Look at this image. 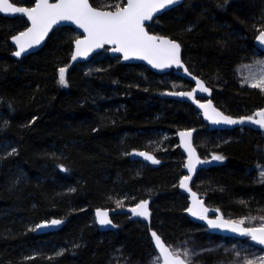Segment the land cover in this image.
Returning a JSON list of instances; mask_svg holds the SVG:
<instances>
[{
  "label": "trees",
  "instance_id": "16d2710c",
  "mask_svg": "<svg viewBox=\"0 0 264 264\" xmlns=\"http://www.w3.org/2000/svg\"><path fill=\"white\" fill-rule=\"evenodd\" d=\"M90 2L108 10L126 3ZM27 27L23 17L0 16V264L137 261L154 248L152 230L170 248L202 233L205 228L186 215L188 197L179 188L185 175L176 137L181 129H196L202 159L223 157L191 183L205 204L226 216L264 214L257 172L264 133L210 130L193 105L169 98L192 87L177 70L157 74L125 64L107 47L69 68L79 36L69 26L54 30L40 51L17 59L10 40ZM147 29L180 43L189 72L204 80L222 112L241 117L264 109V93L241 85L236 71L259 52L264 0H185ZM60 68H66V86L59 83ZM162 134L171 136L163 145ZM134 150L151 152L162 164L134 161ZM142 201L150 202V217L135 220L129 209ZM97 208L113 210L115 230L98 229ZM52 219L66 222L35 233Z\"/></svg>",
  "mask_w": 264,
  "mask_h": 264
},
{
  "label": "snow or ice",
  "instance_id": "6c2138e0",
  "mask_svg": "<svg viewBox=\"0 0 264 264\" xmlns=\"http://www.w3.org/2000/svg\"><path fill=\"white\" fill-rule=\"evenodd\" d=\"M177 2L178 0H127L124 7L116 4L114 11H102L91 7L89 0H56L54 3H50L49 0H35L33 7L16 6L10 0H0V13L23 14L31 22V27L13 37V41L18 48L13 54L17 57H20L28 49L39 45L53 25L61 21H70L87 33L85 39L76 40L73 60H76L77 57H86L93 49L102 48L105 44H109L114 45L112 51L123 53L125 60L132 58L146 60L154 68H166L173 64L177 67H183L180 60V45L166 38L149 35L144 27V22L151 20L154 13ZM258 39L264 44V31L260 33ZM65 72L66 68L59 69V83L66 86ZM197 85L200 91H209L200 81H197ZM250 86L264 91V75L260 77L258 82H253ZM179 95L193 97L191 92L179 93ZM199 107L205 110V118L213 123L236 124L244 122L243 118L234 120L223 116L212 107L211 102L199 104ZM255 115L259 119L253 117L247 119L264 128V111H259ZM180 137L189 153L187 168L191 173L195 170L197 163L206 161L193 159L195 153L190 141L191 132H181ZM138 155L144 156L145 159L154 164L159 163L158 160L146 153H138ZM212 158L214 160L223 159L220 156H213ZM262 176H264V173H262ZM190 179V176H185L180 182V187L188 190ZM117 206H120V202ZM129 211L135 216L147 218L149 215L147 201L139 203ZM207 211L208 209L203 207V202L196 198L195 193H192V207L188 208V212L192 216L207 220L211 228H224L248 236L256 244L264 245V224L260 227L246 228L244 227V219L224 220L222 217L208 219ZM96 216L100 225L111 223L106 211L98 210ZM59 223H61L59 220L51 221L53 225ZM44 226L46 225H39L38 227ZM152 236L155 247L159 250L160 257L163 258V264H191L189 251L185 250L183 253L171 251L155 232L152 233ZM258 261L259 264H264V257H259ZM153 264H156V262L154 261ZM244 264H257V261L245 260Z\"/></svg>",
  "mask_w": 264,
  "mask_h": 264
},
{
  "label": "water",
  "instance_id": "95a60500",
  "mask_svg": "<svg viewBox=\"0 0 264 264\" xmlns=\"http://www.w3.org/2000/svg\"><path fill=\"white\" fill-rule=\"evenodd\" d=\"M184 1L185 0H178L177 3L172 4V5H169V6H166L165 8H163V9L159 10L158 12L154 13V15H153V17H152L151 20H147V21L144 22L145 31L148 32L149 35H153V36H157V37H161V38H166V39L171 40V41H174V42H176V43H178L180 45V43L178 41H176L174 39H171L170 37L160 36V35H155V34L150 33L148 31V29H147V26L150 25L154 19L160 17L162 14H164V13L172 10L173 8H176V7L180 6ZM10 2H12V1L10 0ZM49 2L50 3H54V2H56V0H49ZM125 2H127V0H125ZM89 4H90L91 7H93L94 9H97V10L114 11V10L96 8V7H94L91 4L90 0H89ZM14 5H16V4H14ZM34 5H35V0H34L33 6ZM16 6H20V5H16ZM22 6L23 7H28V6H24V5H22ZM33 6H30V7H33ZM0 16L8 17V18L23 17L26 20V22L28 24V27H31V22L28 21L27 17L24 16L23 14L0 13ZM65 26L72 27L75 31L78 32V34L80 36L77 39H85V37L87 36V33H85L83 31V29L77 27L74 23H72L70 21H61L60 23H58L56 25H53V27L51 28V30L48 32V34L45 36V38L41 41V43L39 45H36V46L28 49L20 57H17L15 55L14 56L17 59H21V58H23V57H25L27 55H30L32 53H36V52L40 51L44 47V45H45V43H46L47 38L49 37V35L54 30L59 29V28H62V27H65ZM27 28L24 31H26ZM260 33L257 35V37L255 39V46H256V48L258 49L259 52H261L262 54H264V44H262L260 42V40L258 39V37L260 36ZM17 35H19V33ZM17 35H15V36H17ZM75 42H74L73 54L75 53V50H76V43ZM10 43L14 47L15 51H17L18 48H17V45L13 41V37L11 38ZM104 47H108L109 48V53H110L111 56H113V57H119L121 59L122 63H125V64H143V65L147 66L151 71H153V72H155L157 74L166 73L169 70H173V69L179 71L180 72V76L183 79L189 81L193 85V87L190 90L171 91L170 93H174V94H169V98L170 99L177 100V101H180V102H186V103H189V104L193 105L195 107L196 111L202 117L204 123L209 127L210 130H221V129L232 130V129H235V128L247 127V128H253V129H256V130H259V131L264 132V128L260 127L258 124L252 123L250 120L247 119L249 116H241V117L229 116V115L225 114L224 112H222L219 108H217L215 106V104H214V102H213V100L211 98V96H212V90L206 85V83L204 82V80L200 76L194 75V74L190 73L189 70H188V68H187V66L183 62V60H182V46L181 45H180V60H181V63L183 64V67H177L175 64H173L170 67H166V68H154L146 60H140V59H136V58H132V59L125 60L124 57H123V53L112 51V48L114 47V45L105 44L102 48L93 49L91 52H89V54L86 57H77L76 60H73L71 58V62L69 64V68H71L72 66H74L76 64L90 61L91 58L94 55L101 53L103 51ZM73 54H72V56H73ZM197 81H200L204 85V87L207 88L209 91L208 92H202V91H200L199 88H198V85H197ZM189 92L193 93V97L192 98H189L187 95H179V93H189ZM209 102H211L212 107L214 109H216L217 112L221 113L223 116L230 117V118H232L234 120H240V119L243 118L244 122L243 123H236V124H225V123L216 124V123H213L211 120L205 118V115H204L205 110L203 108L199 107V104H208ZM259 111H264V109H260V110L256 111V113L259 112ZM253 118L254 119H259V117L256 116V115ZM181 132H191L190 141H191V146L194 149V153H195L193 159L194 160L195 159H199L200 161H206V162H202V163H197L195 165V170L193 172H191V173L188 171V168H187V164H188V160H189V153L185 149V147H184V145L182 143V140H181V137H180V133ZM195 134H196V129H181L176 134L177 140L179 142L180 151H181V153L185 157V164H184V169H183L184 174H185L184 177L185 176H190L191 177V179L188 181V190L180 187V182H181V180L184 177L180 180V182H179L180 191H181L182 194H184L185 196L188 197V203H189L188 204V208L192 207V193H195L196 194V198L199 201H202L203 202V207H205V208L208 209V211L206 213L208 219H216L217 217H222L224 220H228L226 218V216L223 214L222 211H220L219 209H217L215 207H209V206H207L205 204L204 199L202 198V196L200 194L196 193L191 188V183L193 182V180L195 179L196 175L198 174V172L200 170L207 169L210 166H216V165L219 164V160H214L213 158L204 160V159H202L199 156L198 151H197V149H196V147L194 145V136H195ZM138 153H146L148 155H151L155 160H158L159 163L154 164L150 160L145 159L144 156L138 155ZM130 158L132 160H134V161H139V162H141V163H143L145 165L151 166V167H158V166H160L162 164V161L159 160L156 157V155H154L151 152L143 151V150H134V151H132L130 153ZM142 202H144V201H142ZM147 204H148V212H149L148 217L147 218H144V217H141V216H135V215L132 214L131 211H129L130 214H131V216L133 217V219H135V220H147V219H149L150 214H151L150 202L147 201ZM137 205H135L133 207H136ZM188 208L186 210V215L189 217V219L191 221L195 222V223H198V224L204 226L207 233L216 234V235H220V236H223V237H233V238H237V239H249L252 244H254L255 246H257L260 249L264 250V245L256 244L248 236H243V235H240L239 233H234V232H231V231H229L227 229H224V228H211V227H209V225L207 223V220H201V219H199V218H197L195 216H192L188 212ZM98 210H100V211H106L108 213V218L111 221L110 224L100 225L98 223L97 216H96V213H97ZM112 214H113V210L107 209V208H97L95 210V212H94L95 223H96V225H97V227H98V229L100 231L107 232V231L115 230L116 229L117 226L112 221ZM53 220H59V221H61V223H59L57 225H53V224H51V221H53ZM65 222H66L65 219H52V220H49V221H43V222H41L40 224L37 225V228L35 229V233L36 234H42V233H48V232L57 231V230H59L65 224ZM39 225H46V226H44V227H38ZM244 227H246V226H244ZM246 228H251V227H246ZM153 232H155V231L152 230L150 232V236H151V240H152V243H153V247L156 250V252L158 253V255L160 256L159 250L155 247V241H154V238L152 236V233ZM161 241L165 244L166 247H168L171 250L170 246H168L164 242V240L162 238H161ZM160 258H161L162 264H163V258L162 257H160Z\"/></svg>",
  "mask_w": 264,
  "mask_h": 264
},
{
  "label": "rangeland",
  "instance_id": "374dc122",
  "mask_svg": "<svg viewBox=\"0 0 264 264\" xmlns=\"http://www.w3.org/2000/svg\"><path fill=\"white\" fill-rule=\"evenodd\" d=\"M107 9V8H101ZM258 53V54H257ZM253 59L240 64L237 68V75L241 85L250 86L253 82H258L260 77L264 75V55L257 52ZM264 93V91H261ZM162 145L164 142L171 140L170 135L162 134ZM156 147H161L157 145ZM213 156H209L211 159ZM223 161V159H221ZM259 182L264 183V164L257 166ZM228 220H245V225L248 227H260L264 224V214L248 215L244 217L226 216ZM37 226L35 227V229ZM172 251L183 253L189 251L191 264H244L245 260H254L259 264L258 258L264 257V250L255 246L249 239H237L233 237H223L216 234L207 233L204 230L202 233L194 234L188 237V240L178 244L171 245ZM239 254V255H237ZM159 258V259H157ZM162 264L161 258L156 250L150 249L137 261H130L122 256L114 257L109 264Z\"/></svg>",
  "mask_w": 264,
  "mask_h": 264
},
{
  "label": "flooded vegetation",
  "instance_id": "af4514ba",
  "mask_svg": "<svg viewBox=\"0 0 264 264\" xmlns=\"http://www.w3.org/2000/svg\"><path fill=\"white\" fill-rule=\"evenodd\" d=\"M34 4V3H33ZM33 4L31 5V6H33ZM28 7H30V6H28ZM213 92V91H212ZM255 113L256 112H254L253 114H251V115H248L249 117H255ZM259 131V130H258ZM260 132H262V131H260Z\"/></svg>",
  "mask_w": 264,
  "mask_h": 264
},
{
  "label": "bare ground",
  "instance_id": "6f19581e",
  "mask_svg": "<svg viewBox=\"0 0 264 264\" xmlns=\"http://www.w3.org/2000/svg\"><path fill=\"white\" fill-rule=\"evenodd\" d=\"M173 70H174V69H173ZM169 71H170V70H169ZM169 71H168V72H169ZM166 73H167V72H166ZM161 74H162V73H161Z\"/></svg>",
  "mask_w": 264,
  "mask_h": 264
}]
</instances>
